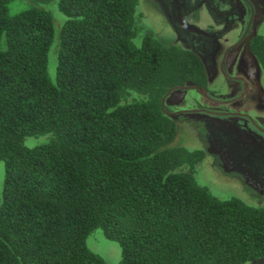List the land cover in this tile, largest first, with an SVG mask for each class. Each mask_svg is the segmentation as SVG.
Listing matches in <instances>:
<instances>
[{
	"label": "trees",
	"instance_id": "1",
	"mask_svg": "<svg viewBox=\"0 0 264 264\" xmlns=\"http://www.w3.org/2000/svg\"><path fill=\"white\" fill-rule=\"evenodd\" d=\"M0 0V264H105L86 246L100 228L117 264H245L264 256V204L211 194L193 177L200 149L174 142L161 96L206 89L203 57L140 31L139 0ZM264 26V8L261 14ZM264 69V33L248 42ZM28 136L46 139L24 145Z\"/></svg>",
	"mask_w": 264,
	"mask_h": 264
},
{
	"label": "rangeland",
	"instance_id": "2",
	"mask_svg": "<svg viewBox=\"0 0 264 264\" xmlns=\"http://www.w3.org/2000/svg\"><path fill=\"white\" fill-rule=\"evenodd\" d=\"M57 1L39 5L53 18L46 65L52 83L58 29L65 19ZM20 5L17 0L9 2L11 11ZM263 8L264 0H139L134 15L140 31L132 38L139 46L143 35L151 33L164 46L178 45L204 58L205 94L193 87H176L165 96L163 110L177 129L172 143L203 151L194 164L193 177L211 194L236 197L252 206L264 204V69L247 40L264 33ZM249 20L247 40L241 41ZM44 139L28 136L23 143L32 146ZM3 180L0 161V200ZM86 236V246L105 264L118 263L117 241L104 236L100 228ZM245 264H264V256Z\"/></svg>",
	"mask_w": 264,
	"mask_h": 264
},
{
	"label": "water",
	"instance_id": "3",
	"mask_svg": "<svg viewBox=\"0 0 264 264\" xmlns=\"http://www.w3.org/2000/svg\"><path fill=\"white\" fill-rule=\"evenodd\" d=\"M249 23H250V22H248L247 25H246L247 29L249 28V27H248V26H249ZM191 29H193V28H191ZM247 29L245 30V33L247 32ZM179 87H181V88L193 87V88H196L197 90H199L200 92H202L203 94H205L204 89H202V88H198V87H196V86H191L190 84L182 85V86H179ZM173 88H175V87H172V88L168 89V90H167V91L161 96V97H162V98H161L162 109H163V106H164V100H165V96H166V94L169 93Z\"/></svg>",
	"mask_w": 264,
	"mask_h": 264
},
{
	"label": "flooded vegetation",
	"instance_id": "4",
	"mask_svg": "<svg viewBox=\"0 0 264 264\" xmlns=\"http://www.w3.org/2000/svg\"><path fill=\"white\" fill-rule=\"evenodd\" d=\"M235 2H237V3H240V1H243V0H234ZM250 16H251V12H250ZM248 22H250V20L248 21ZM247 22V23H248ZM247 23H246V25H247ZM250 24V23H249ZM246 25H245V27H246ZM189 28H190V26H188ZM249 27V26H248ZM250 28V27H249ZM249 28L247 29V27L245 28V30L247 29V32H248V30H249ZM245 30H244V33H243V35H242V37H241V41H243L244 39L245 40H247V38H246V33H245ZM248 42H249V40H247V44H248ZM182 86V85H181ZM192 86V85H191ZM177 87H179V86H177ZM176 88V87H175ZM217 103H219V101H217Z\"/></svg>",
	"mask_w": 264,
	"mask_h": 264
}]
</instances>
